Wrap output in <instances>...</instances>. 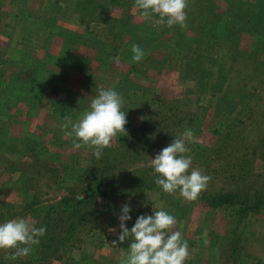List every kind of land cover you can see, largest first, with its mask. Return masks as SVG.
Here are the masks:
<instances>
[{"label": "rangeland", "instance_id": "obj_1", "mask_svg": "<svg viewBox=\"0 0 264 264\" xmlns=\"http://www.w3.org/2000/svg\"><path fill=\"white\" fill-rule=\"evenodd\" d=\"M186 12L187 28H169L134 0H0V223L47 228L0 264H122L131 241H112L126 203L129 231L154 210L176 218L185 264H264V206L243 212L264 200V0H188ZM113 87L127 134L97 159L61 125ZM186 129L193 167L211 177L195 201L165 193L151 166Z\"/></svg>", "mask_w": 264, "mask_h": 264}, {"label": "clouds", "instance_id": "obj_2", "mask_svg": "<svg viewBox=\"0 0 264 264\" xmlns=\"http://www.w3.org/2000/svg\"><path fill=\"white\" fill-rule=\"evenodd\" d=\"M134 8L141 11L145 19L158 16V25L169 28L179 25L187 28L188 0H134ZM132 59L140 62L144 50L137 44L131 47ZM119 61V57L113 58ZM118 83V81L116 82ZM125 100L113 88H100L90 102V110L73 122L64 117L61 125L65 135L73 138V148H88L100 159L104 150L111 146L118 134H127V113L122 111ZM70 129V130H68ZM194 133L186 129L175 137L174 141L162 149L155 158H151L155 184L171 195L177 192L188 201H195L206 190L211 177L193 167L186 142H192ZM129 204L121 208L120 234L117 243L131 241L122 264H185L190 257L189 244L180 231H175L176 218L165 210H154L153 215H141L129 231L126 222L131 220ZM111 231L115 232V229ZM47 233V228L35 227L34 222L25 218H16L0 223V250L10 251V259L27 257L34 245Z\"/></svg>", "mask_w": 264, "mask_h": 264}, {"label": "trees", "instance_id": "obj_3", "mask_svg": "<svg viewBox=\"0 0 264 264\" xmlns=\"http://www.w3.org/2000/svg\"><path fill=\"white\" fill-rule=\"evenodd\" d=\"M70 61H72V59H70ZM29 88L30 87H26V90H25V94L27 93V92H29V91H31V90H37V93H35L36 95H39L40 94V92H42V90L43 89H41V88H31L30 90H29ZM29 90V91H28ZM103 184V183H102ZM101 188H104L103 187V185H101L100 186ZM88 199H90V197H86L85 198V200H88ZM203 200H204V205L205 206H207V207H210V208H215V207H217V206H220L222 203L223 204H226L227 202L225 201V200H222V202L220 203L219 201H216V199L215 198H208V199H204V198H202ZM83 201V200H82ZM262 206H264V200H260V201H255V204H253L252 205V207H249L246 203H244V210H243V212H244V214H247V212L249 211V210H253L252 212H254V213H258L259 212V210H260V207H262Z\"/></svg>", "mask_w": 264, "mask_h": 264}]
</instances>
